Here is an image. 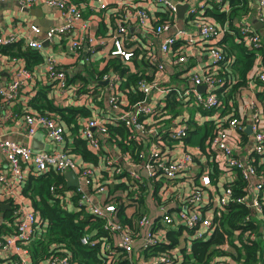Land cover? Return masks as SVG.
<instances>
[{"label": "built area", "instance_id": "built-area-1", "mask_svg": "<svg viewBox=\"0 0 264 264\" xmlns=\"http://www.w3.org/2000/svg\"><path fill=\"white\" fill-rule=\"evenodd\" d=\"M3 1L0 0V2ZM16 1L20 6L25 7L45 4L60 12L63 18L62 24L48 28L43 40H50L55 34L68 33L82 19L80 8L72 0ZM155 1L163 5L164 11L175 16L176 5L174 2ZM212 1L218 4L220 10L228 11L229 7L223 0ZM96 2L100 9L106 8L108 4L119 6L127 4L125 0H96ZM256 2L259 8L258 19L264 29V0H256ZM128 5L131 9L122 17L111 35L112 48L109 51L110 56L120 57L123 62H129L134 53V49L129 44L131 38L127 32V24L136 22L145 26L149 19L143 4L133 2ZM188 9L189 15H194L197 12L194 7ZM202 18L196 17L194 22L196 21L198 24L199 39L209 41L208 51L212 59V66L201 74L192 76L195 86L204 85V92L193 88L190 91L180 92V97L184 100L192 97V100L201 104L205 110H211L219 104L215 89L222 86L224 81L216 77V70L225 57L223 51L212 40L221 38L226 29L220 28L215 22ZM172 26V22L163 21L155 26L154 31L159 34L168 31ZM81 27L85 29V32L69 41L68 50L70 52L92 51L94 46L103 43L101 35L87 33V24L81 23ZM237 27L239 29L238 38L250 48H258L262 45L261 36L253 30L248 22L240 21ZM31 29L35 33L40 32L38 26L31 25ZM179 38L185 39L187 43L196 40L195 36L180 28L173 35L165 37L160 45L161 51L168 52ZM16 39L14 35L3 36L0 32V44L2 45ZM43 40L32 39L27 42V45L40 51L43 47ZM12 60H16V58H12ZM176 61H186V55H177ZM15 64L12 78L7 84L0 87V109L17 100L20 90L25 85H29L33 79L31 70L22 61H16ZM45 65L51 86L56 90H66L68 87L67 74L57 66L54 58L48 56ZM159 69H162V65H159ZM252 72L253 77L264 82L263 67L255 65ZM101 80L108 81L106 85L109 111L103 110V113L88 117L80 128L81 137L85 139L88 149L105 162L104 170L99 175H95L92 167L80 164L64 148L35 150L29 143L21 144L11 139L0 138V153L7 164V167L4 168L0 161V203H7L10 206L6 219L10 231L0 234V264H32L29 244L43 232V221L38 213L30 207V204L22 200L17 188L26 180L28 174L38 175L49 170L61 174L69 170L73 171L78 178V185L72 187L79 195L78 204L84 205L89 212L104 220L103 228L108 235L103 238L105 264H121L120 260L128 261L130 264H195L192 259L185 260L184 255L179 252V247L160 251L156 246L167 241L165 234L168 229L180 227L186 230L180 237V241L184 242L183 245L180 244L181 247L186 246L187 243L190 244L191 240L208 239L216 229L221 230L219 220L226 213L230 202L243 203L249 209V215L245 220H256L260 235L251 232L246 234V237L252 241L260 239L261 264H264V174L257 173L253 164L254 158L251 156V154L264 153V119L257 100L253 98L248 101L246 108L248 114L247 110L243 111L240 119L231 118L225 123L222 122L219 115L214 119L217 123L214 135L206 142L204 150L199 148L207 154L209 164L197 172L194 153L186 149L175 153L171 145L173 141L185 145L183 139L187 136L188 131L185 119L181 117L176 122L174 120L170 127L162 129V123H158L154 118L159 115L157 107L164 103L155 105L148 102V97L153 91L167 93L170 87H162L158 79H141L137 83V88L144 98L134 105H129L127 96L123 97L120 93L118 75L103 74ZM12 116L11 112L6 109L5 117ZM21 120L28 138H31L37 131L43 130L49 141L55 144L64 142L65 128L56 114L30 111L24 113ZM115 120L124 122L131 133L130 135L142 144L143 150L138 154V161H134L127 152L120 153L121 161H119L110 157L106 151L105 144H112L108 141L106 124ZM248 125L251 134L246 133V135L251 137V144L248 146V155L241 158L237 155V151L247 146L248 141H243L240 132H245ZM163 131H166L167 137L165 138L160 133ZM96 132L103 136V143L95 135ZM213 161L219 168L218 177L221 173L229 175L228 179L222 182V190L214 193L210 190L211 187L218 186L210 178V163ZM103 172L107 173L106 177ZM236 173L240 174L248 185L243 196L234 198L232 186L226 182L232 181ZM114 175L119 176L121 182H126L129 179L134 183V186L144 180L149 181L150 188L145 197L147 210L141 211L138 216H135L137 205H135V201L132 202L130 206H133L134 211L126 215L131 217V224L120 221L117 217L116 203L107 201L110 197L109 184ZM180 180L188 182L189 190L187 192L181 191ZM154 185H158L156 194H153L152 191ZM58 187L60 188L61 185ZM50 190L54 192L56 188L52 186ZM73 194L74 191L66 192L65 200L69 202V197ZM98 194L103 195V202L95 204L93 196ZM149 206L155 209L154 215L152 212H148ZM240 231L238 229L235 232L238 234ZM90 237L88 232L84 233L81 242L94 244V240ZM223 237L225 241L222 249L227 252L230 250L228 236L224 233ZM38 264L71 263L67 255L51 254ZM209 264H241V262L231 258L222 260L212 258Z\"/></svg>", "mask_w": 264, "mask_h": 264}, {"label": "trees", "instance_id": "trees-1", "mask_svg": "<svg viewBox=\"0 0 264 264\" xmlns=\"http://www.w3.org/2000/svg\"><path fill=\"white\" fill-rule=\"evenodd\" d=\"M77 1V0H76ZM186 1V0H183ZM250 0H223L228 4V11L220 10L218 4L212 0V8L206 10L204 16H211L220 28H225L224 24L228 25L221 37V40L216 44L223 53L224 59L219 63V68L216 70V77L224 81L223 85L215 89V94L219 104L211 110L218 109L219 116L222 122H227L231 118L240 119L241 113L237 111L236 99L240 97V92L249 82V73L255 68L257 58H262L263 62L258 64L264 68V45L258 48H250L244 41L239 39V29L234 21L241 18L244 13L250 8ZM193 16L189 17L192 18ZM173 14H167L166 20L172 22ZM196 20V19H194ZM229 30V31H228ZM231 32L232 34H229ZM0 52L10 54L12 56L21 57L24 59L25 66L32 68L43 61L42 54L31 47L21 49V43L14 42L8 44H0ZM119 76V88L124 91L127 96L129 105H134L143 100L144 95L137 88V83L141 79L150 80L141 72L130 71L121 61L117 59L109 60L104 68L96 71L95 78L101 79L103 74H112ZM258 85L256 90V100L259 107L262 109L264 119V82L253 78ZM68 82L70 80L67 78ZM87 82V81H86ZM102 86V85H99ZM92 90L93 88H87ZM47 88L31 99V105L42 114H56L61 123L68 126L72 131H77L78 121L87 119L91 116L89 108L84 106H69L55 107L52 102L46 98ZM180 90L170 88L164 101V105L157 107L159 115L154 119L158 123H162V129H166L173 124V121L181 119V107L191 102V98L184 100L180 97ZM101 104V103H100ZM207 113L201 104H197ZM188 125L187 136L183 139L186 144L198 145L204 150L206 142L214 135L217 128L214 119L204 121L201 125L197 124L192 118H184ZM63 125V126H64ZM108 130V141L114 144L120 153L127 152L134 161H138V154L143 150V146L130 134L128 127L121 120L110 121L106 124ZM81 128V126H80ZM79 128V132H80ZM163 138L166 136V131L160 132ZM240 136L244 142L247 141V135L244 131L240 132ZM74 151L82 155L85 160L95 162L97 155L91 152L86 144L85 139L75 136ZM251 154V153H250ZM254 158L258 174H264V153L251 154ZM210 178L217 186L219 181V168L216 162H211ZM104 173V177L107 173ZM126 174V172H123ZM119 176L114 175L112 182L109 184L108 193L110 197L107 201L116 203L117 217L120 221L131 224V217L125 214V206L132 205L135 201L136 212L138 216L141 211L146 210L145 197L149 192V181L144 180L142 183L134 186L129 179L126 182L119 181ZM226 183L232 186L233 197L237 198L246 193L247 181L242 179L240 174L236 173L232 181ZM61 185L59 188L58 186ZM54 186L56 191L52 192L50 188ZM158 185L152 188L153 194H156ZM29 195L32 201V208L38 213L43 221V232L35 238L30 244V260L32 264L43 262L51 254L67 255L71 264H105V250L103 249V238L107 237V232L103 228L104 220L89 212L84 205L78 204L79 195L75 193V188L67 187L64 174L49 170L46 173L38 175H29L23 192ZM74 191V194L69 197V202L65 200L66 192ZM249 215V209L238 202H230L226 213L219 220L221 230L216 229L213 234L205 240L190 242L189 251L186 246H180V237L186 231L180 227L178 229H168L165 234L166 242L156 246L160 251L169 250L179 247V252L184 255L185 260H193L195 264H209L212 258L217 260L233 259L240 261L241 264H261V241L248 240L246 234L251 232L260 235L258 224L255 219L245 220ZM241 231L236 234V230ZM88 232L94 240V244H83L81 237ZM228 236L230 250L225 252L222 249L225 238L223 234ZM121 264H130L128 261L120 260Z\"/></svg>", "mask_w": 264, "mask_h": 264}, {"label": "crops", "instance_id": "crops-1", "mask_svg": "<svg viewBox=\"0 0 264 264\" xmlns=\"http://www.w3.org/2000/svg\"><path fill=\"white\" fill-rule=\"evenodd\" d=\"M72 1H74L81 10V21L75 24L68 33L55 34L50 40H43L45 38V31L50 27L59 26L63 22L62 15L57 9L45 4H38L30 7L20 6L16 0H4L0 2V32L3 36H16L17 39L11 43L19 41L21 43V49L29 47L27 45L29 40H43V47L40 51L38 50L43 56V61L32 68L31 72L33 79L30 84L27 86L25 85L20 90L17 100L9 103V105L3 109H0V138L11 139L21 144L29 143L31 148L35 150H55L64 148L73 155L80 164L92 167L95 175H99L105 167V162L100 156L97 157V161L91 162L85 160L78 152H73L75 148L74 138L75 136L81 137L79 128L85 119L78 121L76 132L62 123L65 128V135L64 142L61 144H55L49 141L43 130L37 131L31 138L27 137L21 117L26 112H37L31 105V99L37 95V92H41L42 89L44 90L46 87V98H48L55 107L84 106L90 109L91 116L97 113H103V110L108 112L107 85H104L102 83L103 81L101 79H96L95 76H97L96 71L104 68L107 62L113 59L121 61L132 72H141L150 79H158L162 87L176 88V90H180L181 92L196 88L197 91L204 92V85H199V89H197V86L193 83L192 76L193 74H201L204 70L211 67L212 59L208 51L209 41L199 39L198 24L196 21L194 22V19H196V17H202L206 14V10L211 9L213 6L211 0H169L171 3L174 1L181 4L187 3L189 8L194 7L197 9V12L194 13V15H189V9H187L184 19L178 18L175 14L174 20L172 21L173 26L168 31L157 34L154 31L155 26L165 21L166 15L169 13L164 11L165 8L163 5L156 3L155 0H125L127 4L123 6L108 4L104 9L99 8L96 0ZM133 2H139L145 6L149 19L145 26H141L136 22H129L127 24V32L131 38L129 44L134 49V53L129 62H123L120 57L110 56L109 54L112 48L111 35L122 20V17L131 9L128 3ZM249 4L250 8L248 12L244 13L241 18H237L234 23L238 25L240 21L248 22L253 30L261 36L263 41L262 44L264 45L263 26H258V28H256L258 23L262 24L258 19V4L256 0H250ZM25 8H27V10H25ZM191 16L193 17L189 18ZM202 19L216 22L211 16L207 15ZM81 23L87 24V33L101 35L103 37V43L94 46L92 51L82 50L77 53L70 52L68 50L69 41L85 32V29L81 27ZM31 25L38 26L40 32L35 33L31 29ZM224 25L225 29L229 28L227 24ZM180 28L185 29L192 36H195L196 40L187 43L185 39L179 38L168 52H162L160 49L162 41L165 37L173 35L175 31ZM228 33L232 34L231 32ZM220 40L221 38H217L213 39L212 42L217 44ZM179 54L186 55V61L177 62L176 58ZM48 56L53 57L57 66L67 74V78L70 82L67 80L68 87L66 90H56L49 83L45 65ZM12 58H16V60H12ZM86 58H88V60H86ZM16 61H22L25 64L24 59L21 57L0 52V87L7 84L12 78ZM260 61L261 63L263 62L262 58H257L255 65L260 64ZM159 65H162V69H159ZM248 77L249 82L247 86L242 89L240 97L236 99V108L240 113L247 110L246 108L250 99H256L258 85L255 79H253V72H250ZM87 88L93 89L89 91ZM125 90L120 89V93L123 97L126 96V94L124 95ZM167 93L155 90L148 97V102L155 105L164 103ZM6 109L11 112L13 115L12 117H5ZM180 109L181 112L179 116L186 119L192 118L199 125L204 121L215 119L220 113L218 109L207 111L206 113L201 110L193 100L184 104ZM247 112L248 110L246 113ZM177 120H179V118L176 119L175 122ZM95 135L103 143V136L99 135L97 132ZM247 141V146L237 151V155L241 158L248 155V146L251 144V137L247 136ZM171 145L175 153L182 152L185 149L194 153L197 172L201 171L205 165L209 164L206 157L207 154L203 153L198 145L186 143L182 145L179 144L178 141H173ZM104 147L110 154V157L121 161L120 151L114 144L106 143ZM0 161L3 167L6 168L7 164L1 153ZM29 175L31 174H28V176ZM228 176V174L221 173L219 175V181L217 182L218 187L213 185L210 190L213 193L222 190V182H225ZM26 180L17 188V192L21 194L22 200L27 201L30 207H32V201L29 195L30 190H27V194L23 192ZM179 187L181 191L187 192L189 190V184L186 181L180 180ZM93 202L95 204L102 203L103 195L98 194L93 196ZM8 210V208L2 209L0 206V234H5L10 231L8 228L10 226L7 225L6 221L9 214ZM148 210L152 212L153 215L155 214V209L152 206H149ZM133 211V206H125L126 215L131 214Z\"/></svg>", "mask_w": 264, "mask_h": 264}, {"label": "water", "instance_id": "water-1", "mask_svg": "<svg viewBox=\"0 0 264 264\" xmlns=\"http://www.w3.org/2000/svg\"><path fill=\"white\" fill-rule=\"evenodd\" d=\"M174 3L176 5V15H177V17L180 18V19H184L185 12L189 8L188 4L187 3L181 4V3H177L176 1H174ZM25 10H27V8H25ZM258 26L260 27V26H262V24L258 23V25H256V28H258ZM102 83L104 85H106L108 83V81L105 80ZM197 89H199L198 86H197ZM245 133L251 134V129H250L249 125L245 129ZM64 177L66 179L67 187H76L78 185L77 175L73 171H71V170L66 171L64 173ZM0 206H1L2 209H6V208L10 207L9 204H7V203H1Z\"/></svg>", "mask_w": 264, "mask_h": 264}, {"label": "rangeland", "instance_id": "rangeland-1", "mask_svg": "<svg viewBox=\"0 0 264 264\" xmlns=\"http://www.w3.org/2000/svg\"><path fill=\"white\" fill-rule=\"evenodd\" d=\"M148 212H149V210H148ZM180 244H181V245H183V244H184V242H183V241H180ZM189 247H190V244H189V243H187V244H186V249H187V251H189Z\"/></svg>", "mask_w": 264, "mask_h": 264}]
</instances>
